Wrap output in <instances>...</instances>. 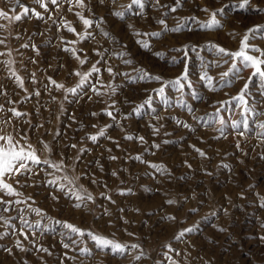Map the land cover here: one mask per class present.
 Returning a JSON list of instances; mask_svg holds the SVG:
<instances>
[{
	"label": "rangeland",
	"instance_id": "rangeland-1",
	"mask_svg": "<svg viewBox=\"0 0 264 264\" xmlns=\"http://www.w3.org/2000/svg\"><path fill=\"white\" fill-rule=\"evenodd\" d=\"M85 2L84 15L103 22L87 30L94 38L69 45L81 59L87 58L84 65L64 51L61 42V37L77 40L73 33L58 30L62 20L71 22L77 32L85 31L67 3L59 10L49 5L50 13H44L34 0H20L44 19L31 13L18 22L0 18V24L6 25L0 28V39L5 40L0 44V53H5L0 55V91L6 93L0 95L4 109L0 134L30 143L41 160L64 165L56 171L41 164L33 167L32 174L8 180L21 195L4 199L27 203H13L9 211L0 212L14 226L0 222V233H9L0 239V264H172L173 260L177 264H264V80L253 75L254 69L242 59L233 60L212 47L240 50L248 29L264 26V0H250L244 8L239 7L241 0H180L179 7L176 0H159V4L143 0L142 9L135 5L129 9L131 0ZM173 7L176 11H171ZM204 9H223L217 15L221 28L201 27L210 18ZM0 10L12 16L22 8L16 0H0ZM115 12H123V18ZM49 14L53 19H48ZM160 20L167 29L181 30H165ZM138 40L150 47L144 48ZM248 43L264 50V33L249 34ZM248 54L259 55L251 49ZM8 60L23 79V89L11 76ZM233 63L236 70L222 76ZM93 64L100 73L93 74L77 95L67 93L65 89L79 82L75 73L87 72ZM185 72L183 89L165 83ZM145 73L161 80L141 78ZM49 78L65 88L57 89ZM245 83L246 105L233 99ZM92 85L103 94L92 91ZM11 108L26 115L14 117ZM102 129H106L104 136L95 142L89 139ZM196 148L206 155L200 156ZM53 179L57 184L48 183ZM73 192L91 194L92 199L78 201ZM78 203L80 207L75 206ZM33 208L40 209L41 215ZM24 220L33 226L39 222L40 227L26 228ZM65 223L84 235L71 232ZM189 227L196 230L175 239ZM21 229L28 240L20 236ZM92 236L125 245L126 251L101 248ZM17 239L25 251L16 247ZM40 247L48 252L37 251ZM81 249L86 251L82 254Z\"/></svg>",
	"mask_w": 264,
	"mask_h": 264
},
{
	"label": "snow or ice",
	"instance_id": "snow-or-ice-1",
	"mask_svg": "<svg viewBox=\"0 0 264 264\" xmlns=\"http://www.w3.org/2000/svg\"><path fill=\"white\" fill-rule=\"evenodd\" d=\"M34 2L39 5V7L41 9L44 10V13H50V8L49 5L54 6V8L56 10H59L62 3H67L69 5L68 10L71 12H74V15L82 22L85 31L83 33L77 32L76 28L72 26L71 22L67 21V20H62L61 23L58 24V30L60 28H63L64 30L73 33L74 35L77 36V40H64L63 37H61V42L65 45L64 47V51L67 52H71L72 55L79 60V63L81 65H84L87 62V58H83L81 59L80 55L77 53V50L75 47H69V45H75L76 43H78L79 41H84L86 39L89 38H94V35L92 32L87 31L88 29L92 28L94 23L96 24V27H99L100 23L103 22L102 18L100 19V21H94L93 19L86 17L84 15V10L87 9V4L85 2V0H34ZM101 3L104 2V0H100ZM157 4H159V0H156ZM113 3H115V0H113ZM16 4L17 6L22 8V11L19 12L18 14L9 16L8 13L0 10V18L4 19V20H8V21H21L24 17L28 16L29 13H31V15L35 16L37 19H44V15L40 12L37 11L36 9L32 8L30 9L28 6L26 5H21L20 4V0H16ZM250 4V0H241L239 7L240 8H244L247 5ZM138 6L139 8H143L144 7V3L143 0H131V3L128 5V8L131 9L132 6ZM180 6V0H176V7ZM176 7L171 8V11H176ZM79 9V10H77ZM90 11V9H88ZM204 11L209 12L208 9H204ZM223 9H220L218 11H212L209 12V21L207 23H204L201 25L202 28L205 29H215V28H221L222 24L220 23V21L217 19V15L218 12H222ZM114 15L123 18L124 13L123 12H115ZM48 19H53L52 15L49 14L48 15ZM53 23H57V21L53 20ZM158 23H160L161 25H165V21L164 20H160L158 21ZM6 25L0 24V28H5ZM131 27V25L129 26ZM165 30H170V31H180V27L177 28H173V29H167V26L165 25ZM102 34L105 37H109V33L104 32L102 29ZM255 33H264V26L261 25H256L253 28L248 29V32L243 36L242 41H241V48L240 50L236 51V52H229L228 50H226L223 47H219L218 45H212L213 48H216L217 51L221 54H223L224 56H229L231 57L233 60L236 59H242L244 62V65L246 67H252L254 69L253 75H259V77L264 80V68H262L261 66L264 65V50H261L259 48H255L253 46H251L248 41H249V34H255ZM137 36L140 35H151L153 37H159L161 35L160 32H155V33H139V32H135L134 33ZM18 38V37H17ZM5 40L4 39H0V44H4ZM137 43H140L144 48H149L150 45L147 41L144 40H138ZM22 47H29L28 44H24L22 45ZM33 49H35V45H32ZM251 49L252 52H256L259 53V55H251L248 54V50ZM97 55H101V53L99 51H97L96 53ZM0 55H5V53H0ZM7 55H10V53H7ZM120 55H123V53H121ZM157 55H160V53H157ZM101 59H103V57H101ZM6 65H8L9 70L11 72V76L15 78V81L17 83V85L19 87H21L23 89L24 87V82L23 79L18 76L16 74V72L14 70L11 69V65L12 63H14L11 60L5 61ZM100 61H97V64H99ZM125 63H130V61H125ZM97 64H93L91 69L87 72H76L75 75L80 77L79 82L77 83V85L75 87L72 88H67L65 89V91L69 94L72 95H77L78 94V90L83 88V86L85 85V83L89 82L90 77L93 74H99L101 69L99 67H97ZM108 71V73L110 75H115L113 73V69L111 67H108L106 69ZM236 70V65L235 63L232 64V66L230 67L229 71L224 72L222 74V76L227 77L229 76V74L233 71ZM33 80L35 77V74L33 73ZM126 75V74H124ZM141 78H151V79H155L157 81L161 80V77L156 76V77H150L149 74L145 73L143 77ZM187 79V74L186 72L184 74H182L180 77H177L174 81H169V82H165L166 84H171L173 87L177 88V90H181L184 88V84L182 83V81ZM208 79V84L211 87L212 84V80L211 78H207ZM249 79H251V77H249ZM50 83L55 86L57 89H64L65 86L63 84H59L54 80H51V78H49ZM35 82V81H34ZM92 91L97 92V94L102 95L103 93L99 92V90L92 85L91 86ZM247 89H248V83L244 84V87L241 89L240 94L233 98L238 100L241 104H245L246 105V93H247ZM25 91H27L26 89H24ZM214 90V89H213ZM112 92H115V88H112ZM158 93L160 95H163L164 93V87L162 86L160 89H158ZM35 95L39 96L40 93L39 91H36L34 93ZM0 95H6V93L0 91ZM26 98H30V97H26ZM65 99H67V96H65ZM114 107V105L112 106ZM140 107H143V105H141ZM3 105H0V111H3ZM8 111H10L12 113V115L14 117H20L22 115H26L25 113H21L19 111H17L15 108H11ZM135 111H139V108H137ZM189 111L191 112L192 109L189 108ZM93 115H95V113H93ZM107 115L112 117L115 120V116L113 115V112L108 111ZM126 118V117H125ZM10 121H4L5 124L9 123ZM186 128H190V125L188 124H184L183 125ZM107 127H111V125L106 126ZM262 128H264V124L261 125ZM105 130L106 129H102L99 131L98 135H92L89 137V139H91L93 142H95L98 139V136H104L105 135ZM2 131V130H0ZM158 131V129L156 130ZM127 139H132L131 136L126 137ZM26 141V137L23 138ZM141 141L143 140V137L139 138ZM47 149V145L44 146ZM73 147H75L73 145ZM156 147H159V145H156ZM195 148V146H193ZM200 156H205L206 154L196 148L195 149ZM81 151H84V149H81ZM139 159V157H137ZM113 159H115V157H113ZM41 164L47 165L50 168L55 169L56 171H60L64 165L61 163H55L52 162L50 160H41L39 158V156L37 155L36 150L33 148V146L30 143H24L21 144L20 141L16 140L13 135L11 134H0V205H4V207L0 208V212H7L10 210V206L15 203V204H21V203H27V201H21L19 199H16L15 201L9 199V200H5L4 197H19L21 195L20 192L17 191V189L14 187V185L12 183H9L8 180L9 179H15L16 176H22L25 174H32L33 173V167L34 166H39ZM152 167H157L156 165H152ZM64 180L67 181V183L69 185L73 184V181L70 180L67 176L63 177ZM16 184H19V180L15 181ZM49 184H57V180L53 179L50 180L48 182ZM59 187L61 190L65 189V185L64 184H59ZM75 198L78 201L83 202L84 200H91L92 196L91 194H87L85 193L84 195H81L79 192H73L72 193ZM28 199H31L30 197ZM168 204H174L176 203L174 200H168L167 201ZM76 207H80L81 205L78 203L75 205ZM30 207V205H29ZM33 212H36L37 215H41V210L40 209H31ZM195 211V209L193 210ZM167 219L169 220H174L175 217H167ZM0 222H2V225L5 227H14L11 224L10 219L5 218L3 215H0ZM23 224L26 228H32V227H36L39 228L40 224L39 222L36 223L35 226L30 225L28 223L27 220L23 221ZM66 228L70 229L71 232L73 233H78L79 235H84L83 230L78 229L77 227H75L74 225L71 224H67L65 223L64 225ZM196 230L195 227H189V228H185L182 231H180L176 236L175 239L176 240H182L185 235L187 233H191L194 232ZM221 231H223V229H220ZM9 233L7 231L0 233V239H2L5 235H8ZM20 236L23 237L24 240H28L29 236L28 234L21 229L20 230ZM89 235H91L89 233ZM92 239H94L98 246L101 248H106V247H110L111 250L113 251H119L121 253L126 251V247L125 245H121L119 243H115L112 240L106 239L104 237L101 236H92ZM16 247L19 248L21 251H25L26 249L24 248L23 242L20 239L16 240ZM65 248H68L69 245L65 244L64 245ZM138 245H131L132 249H136L138 248ZM166 247L168 248L169 252H176L177 255H179V252L176 251L175 249H173L171 247V245H166ZM7 251L11 252V249H7ZM37 251L40 252H48V249L40 247L37 249ZM86 250L81 249V253L83 254ZM51 254V253H49ZM143 253H141L140 255H137L135 257L136 260H140L142 257ZM169 260H171V257H168ZM172 264H177L176 261H172Z\"/></svg>",
	"mask_w": 264,
	"mask_h": 264
}]
</instances>
